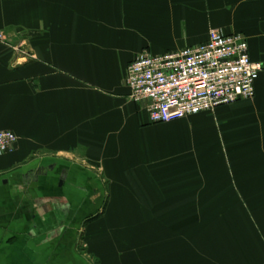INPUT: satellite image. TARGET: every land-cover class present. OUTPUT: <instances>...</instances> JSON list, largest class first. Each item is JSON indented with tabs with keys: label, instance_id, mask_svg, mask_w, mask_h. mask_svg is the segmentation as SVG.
I'll list each match as a JSON object with an SVG mask.
<instances>
[{
	"label": "crops",
	"instance_id": "obj_1",
	"mask_svg": "<svg viewBox=\"0 0 264 264\" xmlns=\"http://www.w3.org/2000/svg\"><path fill=\"white\" fill-rule=\"evenodd\" d=\"M211 29L264 64V0H0V264H264V70L166 123L126 82Z\"/></svg>",
	"mask_w": 264,
	"mask_h": 264
},
{
	"label": "built area",
	"instance_id": "obj_2",
	"mask_svg": "<svg viewBox=\"0 0 264 264\" xmlns=\"http://www.w3.org/2000/svg\"><path fill=\"white\" fill-rule=\"evenodd\" d=\"M0 43L20 51L7 32ZM19 45V46H18ZM264 64L253 61L246 37L211 29L207 42L164 54L144 52L127 68L130 99L147 103L154 123H166L214 111L255 97V83ZM18 136L0 130V156L16 148Z\"/></svg>",
	"mask_w": 264,
	"mask_h": 264
},
{
	"label": "rangeland",
	"instance_id": "obj_3",
	"mask_svg": "<svg viewBox=\"0 0 264 264\" xmlns=\"http://www.w3.org/2000/svg\"><path fill=\"white\" fill-rule=\"evenodd\" d=\"M81 250H82V248H81Z\"/></svg>",
	"mask_w": 264,
	"mask_h": 264
}]
</instances>
